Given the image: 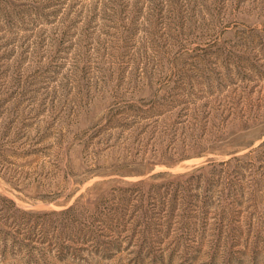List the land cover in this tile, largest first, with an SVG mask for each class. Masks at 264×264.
Segmentation results:
<instances>
[{"label": "rangeland", "instance_id": "obj_1", "mask_svg": "<svg viewBox=\"0 0 264 264\" xmlns=\"http://www.w3.org/2000/svg\"><path fill=\"white\" fill-rule=\"evenodd\" d=\"M0 264H264V0H0Z\"/></svg>", "mask_w": 264, "mask_h": 264}, {"label": "trees", "instance_id": "obj_2", "mask_svg": "<svg viewBox=\"0 0 264 264\" xmlns=\"http://www.w3.org/2000/svg\"><path fill=\"white\" fill-rule=\"evenodd\" d=\"M248 154H250V153H248ZM241 159V157L240 156H235V157H232L231 159H229V160H227V161H223V162H219L218 163V166H228L229 164H231L232 162H236V161H238V160H240ZM215 163H210V164H208V165H214ZM200 178H202L201 176H200Z\"/></svg>", "mask_w": 264, "mask_h": 264}]
</instances>
